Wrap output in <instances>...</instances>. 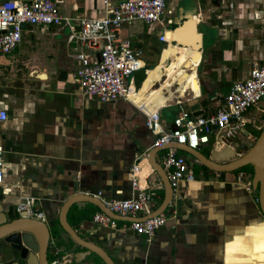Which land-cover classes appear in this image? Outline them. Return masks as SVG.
Masks as SVG:
<instances>
[{"label":"crops","instance_id":"0c3cea01","mask_svg":"<svg viewBox=\"0 0 264 264\" xmlns=\"http://www.w3.org/2000/svg\"><path fill=\"white\" fill-rule=\"evenodd\" d=\"M206 1L166 0L167 8L160 22H141L134 30L129 29L133 23L121 28L120 35L130 38L146 69L134 78L138 98L133 99L129 91L131 102L120 99L101 103L81 92L73 77L76 62L69 55L71 48L66 36L69 64L47 69L46 60L35 63L36 68L27 73V79H31H25L17 88L7 83L8 90H3L1 74L23 51L18 46L10 52L13 56L0 55V108L8 116L0 122V141L8 142L0 203L10 206L15 214L17 207L33 200L27 206L28 214L52 225L63 201L73 193L87 192L101 200L129 197L130 168L141 159L142 153L148 152L155 138L144 126L145 113L158 110L164 129L171 128L180 106L193 114L211 113L230 85L246 79L250 69L264 60V11L249 13L239 8L241 4L237 9L231 4V9L221 11L216 20L200 26ZM57 2L64 16H100L104 12L103 0ZM186 16L194 26L181 36L187 45L179 46L173 40L178 32L173 31ZM37 30L41 31L24 26L21 41L28 40L25 34L35 39ZM44 31L54 37L64 29L52 27ZM162 35L165 41H160ZM194 35H198L199 48L190 45L195 42ZM170 48L175 52L168 53L169 65L164 74L151 73ZM180 73L183 75L177 83L163 89L165 97L153 100L150 89L158 81ZM191 81L193 88L185 89ZM259 114L256 109L249 110L245 126L261 131L264 119L255 118ZM243 134L239 139H243L244 149H248L256 136L246 127ZM201 147L209 149V154L214 149L211 144ZM158 153L161 155L162 151ZM186 158L192 172L201 177L182 183L174 191L162 213L166 221L153 236L135 234L128 228L129 221L115 219V226L94 222L92 216L100 210L91 203L73 204L83 210H69L68 222L80 237L104 248L115 264H264V216L259 210L256 190L247 191L242 183L234 181L239 171L245 174L243 184L250 183L251 177L242 169L216 172L191 157L198 162V169H194L196 164L191 166L194 161ZM140 166L141 183L154 190L156 196L149 211L139 212L137 217L157 209L163 197L160 177L147 162L141 160ZM55 236L73 252L83 250L64 234ZM55 236L50 239L49 254L55 247L61 255L70 256L69 264L73 257L64 244L55 242ZM90 257L95 264H104L95 254ZM13 261L17 262L8 245L0 242V264Z\"/></svg>","mask_w":264,"mask_h":264},{"label":"built area","instance_id":"2783aa9c","mask_svg":"<svg viewBox=\"0 0 264 264\" xmlns=\"http://www.w3.org/2000/svg\"><path fill=\"white\" fill-rule=\"evenodd\" d=\"M103 7L104 12L100 16L73 17L61 14L57 0H0V55L8 54L19 46L24 26L37 27L41 31L63 28L67 31L66 40L71 48L69 55L76 62L73 77L81 92L101 103L120 99L127 101L129 91L136 88L131 74L145 66L140 53L132 48L130 38L120 35L121 28L137 20L145 24L160 22L167 8L166 0H120L116 3L103 0ZM165 40L164 35L160 36V41ZM251 109L264 112V60L250 69L246 79L232 83L211 113L193 114L180 106L168 129H164L158 110L145 113L144 126L155 136L150 148L158 149L155 157L162 151L158 162L173 191L182 183L194 182L196 178L186 156L174 147L164 146L185 144L197 149L211 144L214 149H221L228 145L239 156L245 147L239 137L244 135L247 113ZM7 117V111L0 108V122ZM4 155L5 147L0 141V185L4 177ZM140 158L130 168L132 194L126 198L102 200L114 214L137 217V213L149 211L156 196L154 190L141 183L140 162H147L146 153H142ZM244 177V172L239 171L234 181L251 191L249 182L243 184ZM26 202L27 205L17 207L18 212L27 210L33 200ZM92 220L105 226L116 225L115 219L103 211L94 213ZM165 221L162 213L134 218L129 221L128 228L135 234L151 237ZM69 260V255H61L54 247L48 264H67Z\"/></svg>","mask_w":264,"mask_h":264},{"label":"water","instance_id":"95a60500","mask_svg":"<svg viewBox=\"0 0 264 264\" xmlns=\"http://www.w3.org/2000/svg\"><path fill=\"white\" fill-rule=\"evenodd\" d=\"M185 19L186 20L173 31L175 32L177 30L178 32L176 38L173 40L177 42L179 46L187 45L181 36L188 28L191 27L193 29L194 26L190 17L186 16ZM194 36L195 42L190 45L197 46L199 44L198 35ZM199 47L198 45V48ZM164 147H174L183 151L196 159L205 168L216 172H233L245 165H249L250 168H252L250 184L253 190H257L259 210L264 216V125L253 145L243 151L239 156H236L233 149L228 145L221 149H213L208 156L200 152L199 148L192 149L185 144L165 145ZM157 150V148L151 147L146 153L148 165L157 173L163 184L162 201L153 212L140 217L120 216L108 210L99 197L87 192L73 193L63 201L57 217L59 225L70 239L80 249H83L73 252L72 257L75 263L84 262L85 264H95L93 258L88 259L93 253L100 258L104 264H115L112 257L104 248L80 237L70 225L67 220V213L73 204L91 203L113 219L124 221H133L134 218L138 219L155 216L165 212L172 200L174 191L168 182L164 169L156 160L155 153ZM82 210V207L76 208L77 212H81ZM52 237L53 235H51L47 222L30 216L26 209L14 214L10 206H3L2 203H0V242H4L8 245L15 260L23 261L24 264H48L49 260L47 254L50 248V239Z\"/></svg>","mask_w":264,"mask_h":264},{"label":"rangeland","instance_id":"374dc122","mask_svg":"<svg viewBox=\"0 0 264 264\" xmlns=\"http://www.w3.org/2000/svg\"><path fill=\"white\" fill-rule=\"evenodd\" d=\"M231 4L234 5V9H237L236 6L241 4V5H239V8L240 9H246L247 12H249V13L251 11H252V13L256 12L257 10H260V9L262 11H264V0H209V1L207 0L206 3H204V5H203L204 7H202L203 17H202V21L199 25L200 26L208 25L209 20H216L217 19L216 16L221 11L226 10V9H231V8H229V5H231ZM141 22L142 21H140V20L132 22L133 24H131L129 26V29L134 30L136 26L142 25ZM66 35H67L66 30L62 31V34L58 32L56 34V36H54V37H52L51 33L48 31H38L37 30V31H35V33L33 35V37L37 40H35V39L31 40V37L29 35L25 34L24 35L25 38L28 39L29 41L28 40H25V42L21 41V43L19 44L23 53H20L19 56L16 55L15 58L17 60L11 62L10 66H7V67L1 66V67H6V69H2L3 74H1V76L4 80L1 84V85H3V90L7 89L9 87V85H11L13 88H17L18 84H23L24 80L27 79L28 71L31 68H36L35 66L33 67V64H35V63L42 62L43 60H46V62H49V64L47 65L48 66L47 69H55V68L59 67V64H65V62H66V65H68L69 62L67 61V51H66L67 47L65 48V36ZM122 37H124V36H122ZM63 48H65V49H63ZM169 51L175 52L173 48H170ZM12 53H10L6 56H13ZM168 65H169V59H168V64L165 67L159 68L163 74L166 71V69L168 68ZM39 67H41V66H39ZM37 69H38V67H37ZM131 75L135 78V77L141 75V71L133 72ZM28 79H31V78H28ZM7 83H9V85ZM135 86H136V84H135ZM5 94H7V92L3 93L4 97H5ZM130 96L135 100L138 98V93L136 92V88L130 90ZM255 118H259L260 120L264 119V113H261L259 115H255ZM245 127L247 130L254 132V129H251L250 125H247ZM257 133H258V131H255L256 135H257ZM241 140L243 141V139H241ZM3 141L5 142V144L2 141H1V144L5 147V145L8 142L5 141V139H3ZM200 149L202 151H204L205 154H207V155L209 154V149H207V150L202 149V147H200ZM245 150L246 149H241V152H243ZM180 153L189 157L191 159V161H194L191 163L192 164L191 166L193 167L194 164H196L194 169H198L197 168L198 162H196V160L191 158L190 155H188L185 152H180ZM159 156H160L159 153L156 154L157 161H160ZM241 169L246 171L248 177H250L251 172H252V168H250L249 165H245V166L241 167L240 170ZM236 171H238V169ZM194 177L197 178V177H201V176L198 175L197 173H195ZM255 194H256V191H255ZM49 228H50L51 235H53V229L55 227H53V225H49ZM55 242H57V244H64L60 241L59 236H55ZM66 248H67L68 253H70V255H72L73 249L68 247V246H66ZM47 258H48V260H51V256L49 254V251L47 254ZM89 258H91V257H88V259ZM69 264H77V263H75L73 260H71Z\"/></svg>","mask_w":264,"mask_h":264},{"label":"bare ground","instance_id":"6f19581e","mask_svg":"<svg viewBox=\"0 0 264 264\" xmlns=\"http://www.w3.org/2000/svg\"><path fill=\"white\" fill-rule=\"evenodd\" d=\"M168 53L171 55L172 51L170 52L169 49L168 50H165L164 52V56H163V59L162 60H165V64H162V60L160 61V66H158V68H156V71H150L151 73H158V75H161L162 74V71H160V67H165L167 64H168ZM179 53V52H177ZM183 75V73H180L178 75H175L174 77H172L171 79H166V80H161V81H158V85H155L153 86L150 90H151V93H152V98L153 100H159V99H162L163 97H165V95H163V89H166V88H170V86L175 82L177 83V80L180 78L181 79V76ZM188 88H193V83L192 81L189 82L185 89H188ZM178 89V88H177ZM181 93H184L183 91H181ZM180 93V94H181ZM142 97H144V95H141ZM171 96V95H169ZM127 101L131 102L130 99H129V93L127 95Z\"/></svg>","mask_w":264,"mask_h":264},{"label":"trees","instance_id":"16d2710c","mask_svg":"<svg viewBox=\"0 0 264 264\" xmlns=\"http://www.w3.org/2000/svg\"><path fill=\"white\" fill-rule=\"evenodd\" d=\"M137 91L140 93V94H146V93H142V92H140L138 89H137ZM255 131H258V133H257V135L260 133V130H254V134H255ZM257 135L255 134V136L257 137ZM252 176V172H251V175H250V177ZM258 195V193H257V190H256V196ZM74 208V205H72L71 206V208L69 209V210H71V209H73ZM75 210H76V208H74ZM68 210V211H69ZM53 227H55L54 229H53V236H55V235H59V234H64V235H66L69 239H70V237L67 235V233L61 228V226L59 225V222H58V219H55V221L53 222ZM71 240V239H70Z\"/></svg>","mask_w":264,"mask_h":264},{"label":"flooded vegetation","instance_id":"af4514ba","mask_svg":"<svg viewBox=\"0 0 264 264\" xmlns=\"http://www.w3.org/2000/svg\"><path fill=\"white\" fill-rule=\"evenodd\" d=\"M263 127V126H262ZM261 127V128H262ZM17 264H24V262L23 261H20V260H17Z\"/></svg>","mask_w":264,"mask_h":264}]
</instances>
